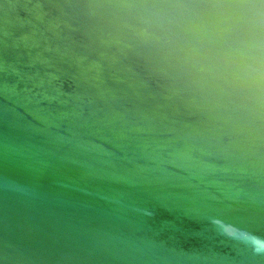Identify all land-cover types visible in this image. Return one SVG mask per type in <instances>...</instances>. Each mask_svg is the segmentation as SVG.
<instances>
[{
	"label": "water",
	"instance_id": "obj_1",
	"mask_svg": "<svg viewBox=\"0 0 264 264\" xmlns=\"http://www.w3.org/2000/svg\"><path fill=\"white\" fill-rule=\"evenodd\" d=\"M152 2L0 0V264H264V122L225 124L117 20Z\"/></svg>",
	"mask_w": 264,
	"mask_h": 264
},
{
	"label": "clouds",
	"instance_id": "obj_2",
	"mask_svg": "<svg viewBox=\"0 0 264 264\" xmlns=\"http://www.w3.org/2000/svg\"><path fill=\"white\" fill-rule=\"evenodd\" d=\"M117 7L142 10L133 21L117 20L194 98L222 113L225 124L242 132L254 119L264 122V3L154 0ZM208 9L233 14L224 18L231 20L232 32V43L226 49L215 46L214 13Z\"/></svg>",
	"mask_w": 264,
	"mask_h": 264
}]
</instances>
